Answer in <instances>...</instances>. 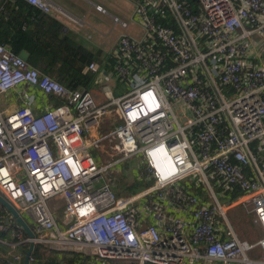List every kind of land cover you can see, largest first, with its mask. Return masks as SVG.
Returning a JSON list of instances; mask_svg holds the SVG:
<instances>
[{"label": "built area", "instance_id": "obj_1", "mask_svg": "<svg viewBox=\"0 0 264 264\" xmlns=\"http://www.w3.org/2000/svg\"><path fill=\"white\" fill-rule=\"evenodd\" d=\"M123 1L129 19L92 4L124 31L88 67L98 89L67 88L0 44V194L36 245L107 264H264V48L252 39L264 41V0ZM102 145L107 163L89 153ZM133 156L143 165L126 181L148 185L117 197L108 180ZM234 208L255 241L236 235Z\"/></svg>", "mask_w": 264, "mask_h": 264}, {"label": "trees", "instance_id": "obj_2", "mask_svg": "<svg viewBox=\"0 0 264 264\" xmlns=\"http://www.w3.org/2000/svg\"><path fill=\"white\" fill-rule=\"evenodd\" d=\"M0 44L17 55L28 53L31 66L70 89L90 90L96 76L88 67L101 62L99 54L85 50L67 36L60 22L23 0H0ZM136 188L131 187L132 191ZM8 214L0 211V227ZM4 236L0 230V238ZM45 254L39 248L32 254L35 261L31 264H61L56 258H44Z\"/></svg>", "mask_w": 264, "mask_h": 264}, {"label": "rangeland", "instance_id": "obj_3", "mask_svg": "<svg viewBox=\"0 0 264 264\" xmlns=\"http://www.w3.org/2000/svg\"><path fill=\"white\" fill-rule=\"evenodd\" d=\"M92 1H94L95 3H101L112 14L119 15L124 19H129V12L132 10V7L131 5L127 4L124 1H120V0H92ZM75 3L79 6V9L82 10L81 13L84 15L87 12L89 6L86 5V3H83L82 1H75ZM66 19L68 20V18ZM84 20L87 24H89L90 27L95 29V31L92 30L90 27H86V29H79V28L77 29L84 37H86L89 34L92 35L93 39L87 42L86 45L91 48H96V46H101L106 52L107 51L111 52L113 50L112 49L113 43L117 40L119 35L122 34L124 31L120 27L113 28L112 21L98 14L94 10H92L86 17H84ZM71 23L73 22L71 21ZM96 30L106 36H102ZM252 39L253 41L258 42L264 48V41L261 38H259L257 35H254ZM97 67L100 68L99 62H97ZM104 83L111 84L112 80L109 77V79L105 81ZM94 88L98 89V86H95ZM19 103L21 104L20 100H19ZM121 123L122 121L120 119H118L117 122H113L112 124L113 129L116 128V126H118ZM101 148L103 149V154L97 148H90L89 153L95 158H97L98 161H101L103 158L104 163H107V161L110 160V158L107 156L108 146L105 145L103 147L102 145ZM102 165H103V162H102ZM142 165H143V158L141 156H133L131 159H126L123 162L119 163L118 166L114 169L116 173H119L121 175L120 176L118 175V179H116L115 181L108 180V183L117 197L130 196L129 193L133 192L131 187L134 185H137L138 188L135 189L137 191L145 188L148 185V183L144 181H135L137 184L126 181L127 179L126 176H128L129 173L132 174L133 176L139 175V171L141 172L140 167ZM126 186L128 187V189L126 188ZM221 203L224 206L229 205L228 200H221ZM49 206L53 210L60 209L61 212L58 213L57 219L59 220L60 218L61 219L63 218L64 216L63 203H61V206H58L57 202L50 201ZM228 216L231 222L234 224V228L239 237L245 238V239L250 238L249 239L250 241H255L257 239L256 237H254L256 235L257 228L255 229L254 227H251L249 223H247V220L250 217H247V215L241 208L231 209L228 213ZM24 218L26 219L27 222L30 223L29 218H27L26 216H24ZM249 221L251 224V218L249 219ZM259 255L261 256V253ZM252 256H254V253H252ZM120 264H124V263H120ZM127 264H134V263H127Z\"/></svg>", "mask_w": 264, "mask_h": 264}, {"label": "crops", "instance_id": "obj_4", "mask_svg": "<svg viewBox=\"0 0 264 264\" xmlns=\"http://www.w3.org/2000/svg\"><path fill=\"white\" fill-rule=\"evenodd\" d=\"M57 7L61 9V12L57 10H53L50 14H48L50 17L54 18L58 22H60L64 26V30L67 33V36H69L73 41H75L76 44L80 45L83 47L85 50L92 52L94 54H99L101 57V62L99 63L102 67L103 65L107 64L106 59L108 56V53L110 51H105L101 46H96V48H91L86 45L87 42H89L88 37H91V40L93 39L92 35L89 34L86 37H84L77 29H86V27H90L89 24H87L84 20V17H86L92 10L96 11L95 8L92 6V4H99L102 5L101 3H95L92 0H51ZM75 1H82L83 3H86V5L89 6L87 12L83 15L81 12L82 10L79 9V6L75 3ZM123 1V0H120ZM103 6V5H102ZM97 12V11H96ZM98 14L104 16L103 14L97 12ZM128 14V13H127ZM65 15V16H64ZM67 16V17H66ZM108 18L110 21L111 19L107 16H104ZM68 18V20L66 19ZM71 20L73 23H71ZM77 21H83L84 26L81 27L78 25ZM92 30L95 31L94 28L90 27ZM113 28L115 26L113 25ZM97 31V30H96ZM99 34H101L99 31H97ZM102 36H106L101 34ZM121 34L119 35V37ZM118 37V38H119ZM117 38V40H118ZM88 40V41H87ZM117 40L113 43L114 48ZM90 49V50H89ZM28 54V53H27ZM29 55V54H28ZM29 62V60H28ZM97 64V62H95ZM39 70V69H38ZM95 76H97V72H93ZM95 83V81H94ZM95 84L91 87L90 90H93ZM16 94L11 93L8 95V99L13 103L11 106V110H14L17 108V104L15 102ZM44 97L42 94H38V104L42 105L44 104ZM237 209V208H234ZM246 214V213H245ZM181 216V214H179ZM247 215V214H246ZM185 216V215H183ZM10 217V213L8 214L7 219ZM247 217H250L247 215ZM251 218V217H250ZM249 218V219H250ZM4 220V225L8 226L9 230L4 231L5 236L3 238H0V264H25V259L27 255V251L29 250L30 243L25 239L22 238L20 239L19 237L13 236V231L17 229V226L15 223H10L7 224L6 220ZM249 219L247 220V223L250 224ZM252 227V226H251ZM236 231V230H235ZM236 235H238L236 233ZM259 232H256V235L254 237L258 238ZM260 236V235H259ZM240 240H248L245 238H241L238 236ZM38 249L40 248L42 252L46 253L44 255V258L52 257L56 258L59 260L61 264H107L104 261L99 260L94 256L91 251H85V252H79L75 251L73 249H69L66 251H61L58 250V246H51V245H45V244H40L37 245ZM37 249V250H38ZM45 249V250H44ZM36 250V251H37ZM56 252V253H54ZM258 252H254V256H260ZM259 253V254H258ZM46 259H44V262H46Z\"/></svg>", "mask_w": 264, "mask_h": 264}, {"label": "water", "instance_id": "obj_5", "mask_svg": "<svg viewBox=\"0 0 264 264\" xmlns=\"http://www.w3.org/2000/svg\"><path fill=\"white\" fill-rule=\"evenodd\" d=\"M20 57L28 62L29 55L26 52H22ZM0 202L6 208V210L10 213V217L6 220L7 224L15 223L17 228L23 230L26 235L30 239V247L27 251L25 264H30V257L32 254L38 249L37 245L35 244L36 235L32 229V225L26 221V219L18 212V210L0 194Z\"/></svg>", "mask_w": 264, "mask_h": 264}]
</instances>
